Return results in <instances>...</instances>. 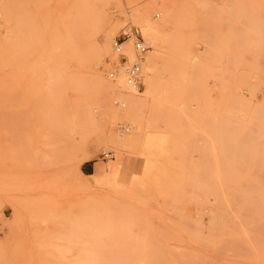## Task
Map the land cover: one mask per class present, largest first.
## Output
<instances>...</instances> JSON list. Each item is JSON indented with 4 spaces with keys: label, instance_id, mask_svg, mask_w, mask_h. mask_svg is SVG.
<instances>
[{
    "label": "rangeland",
    "instance_id": "obj_1",
    "mask_svg": "<svg viewBox=\"0 0 264 264\" xmlns=\"http://www.w3.org/2000/svg\"><path fill=\"white\" fill-rule=\"evenodd\" d=\"M135 36L152 86L103 121L91 74ZM263 238L264 0H0V264H264Z\"/></svg>",
    "mask_w": 264,
    "mask_h": 264
},
{
    "label": "bare ground",
    "instance_id": "obj_2",
    "mask_svg": "<svg viewBox=\"0 0 264 264\" xmlns=\"http://www.w3.org/2000/svg\"><path fill=\"white\" fill-rule=\"evenodd\" d=\"M150 27H147V29H149ZM151 30V29H150ZM149 30V31H150ZM148 31V32H149ZM139 39L138 37H134L133 41L131 42V45L130 43L126 45L125 47V44L127 42V39L124 40V42L121 44V47H120V51L122 53L125 54L126 58H127V61L129 63H133V62H139L140 64V82H141V78H142V68H143V71H144V79H143V84H144V90H142L141 92H139L138 90L139 89H135V88H132V86L128 85L127 82H126V69L125 67L123 66L122 70H121V73L119 72L118 75H116V72L114 75H116L114 77V79L117 77V78H121V79H118L117 83L114 84V85H109L105 80L102 79V77L98 74H91V79H90V82H92L93 86L96 88L97 90V97L95 98V107H94V110H95V113H96V116H101V118L103 117L105 111L107 113V110H108V90H111L112 92H115L117 90L120 89V87H122V84L125 85V87H127L129 90L131 91H136L140 94H144L145 92H148L152 86V82H151V76L149 75V70H150V64H151V59L149 58V56L147 57V59L145 58V62L142 63V59L144 57V55L147 53L148 49H149V46L143 41L142 38H140L142 41H143V45H146L147 46V51L145 53H143L141 55L140 58H138L137 54H136V46H135V43L137 42L136 40ZM116 40V39H115ZM115 40L113 41V44H112V47H113V53L117 54L118 55V52L115 50V46H114V42ZM97 45V48L100 50L101 49V44L97 41L96 43ZM134 55H135V60L133 61L132 59H134ZM56 56V55H55ZM117 63L118 60H117ZM142 63V64H141ZM122 66V65H121ZM113 72V71H111ZM91 84V85H92ZM125 97L126 95H123V94H120V98L121 100H125ZM57 98V97H56ZM128 102V101H127ZM57 104V103H56ZM110 111V109H109ZM51 113V112H50ZM111 113V112H110ZM49 117V116H48ZM95 117V116H94ZM97 119V118H96ZM104 118H102L103 120ZM105 120V119H104ZM103 120V121H104ZM99 121V120H98ZM59 123V122H58ZM98 146V144H97ZM86 162V159H84L83 161L77 163L75 166V169L76 171L82 175V176H85L83 174V172H81V169H80V166ZM102 174V171L100 169H97L96 170V173L94 176H98V175H101ZM252 183V182H251ZM219 190V189H218ZM249 208V207H248ZM240 233V232H239ZM252 234V232H251ZM235 235V234H234ZM241 236V235H240ZM249 236V235H248ZM245 238V237H244ZM251 238V237H250ZM240 239V238H239ZM264 239V238H263ZM246 240V239H245ZM249 240V239H248ZM247 240V241H248ZM259 241V240H258ZM245 242V241H244ZM203 244V243H202ZM251 244V243H250ZM236 245V244H235ZM241 245V244H240ZM248 245V244H247ZM256 245V244H255ZM220 247V246H219ZM225 247V246H224ZM237 247V246H236ZM239 247V246H238ZM249 247V246H248ZM229 248V247H227ZM252 249V248H251ZM239 250V249H238ZM241 250V249H240ZM201 255V254H200ZM233 255V254H232ZM207 260V259H205ZM209 263V262H208Z\"/></svg>",
    "mask_w": 264,
    "mask_h": 264
},
{
    "label": "built area",
    "instance_id": "obj_3",
    "mask_svg": "<svg viewBox=\"0 0 264 264\" xmlns=\"http://www.w3.org/2000/svg\"><path fill=\"white\" fill-rule=\"evenodd\" d=\"M136 41H137L135 43L136 51H137L136 54H137L138 58H140L141 55L147 51L148 48L146 45H143V41L140 38L137 39ZM123 42L124 41L121 39H116L114 42L115 50L118 52V56H117L118 61H119L118 64H121L122 68L124 66L126 69V82H127V84L132 86V88L140 89L141 88L140 64H139V62L129 63L127 61L125 54L120 51V47H121V44ZM114 74H115V72H110L109 77L114 78L116 76ZM104 154H105V156L108 155V153H104Z\"/></svg>",
    "mask_w": 264,
    "mask_h": 264
},
{
    "label": "crops",
    "instance_id": "obj_4",
    "mask_svg": "<svg viewBox=\"0 0 264 264\" xmlns=\"http://www.w3.org/2000/svg\"><path fill=\"white\" fill-rule=\"evenodd\" d=\"M81 168V172H83V174L86 176V175H88V174H86V173H90V168H91V166H90V164L88 163V162H84L83 164H82V166H80ZM97 170V169H96ZM96 170H95V173H96ZM95 173H94V175H95ZM93 175V176H94ZM102 176H103V172H102Z\"/></svg>",
    "mask_w": 264,
    "mask_h": 264
}]
</instances>
